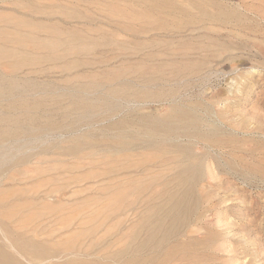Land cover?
Here are the masks:
<instances>
[{"label":"rangeland","instance_id":"obj_1","mask_svg":"<svg viewBox=\"0 0 264 264\" xmlns=\"http://www.w3.org/2000/svg\"><path fill=\"white\" fill-rule=\"evenodd\" d=\"M131 18L133 22L129 21ZM18 20L21 24H17ZM42 25L48 29L47 32ZM8 30L11 33L5 35L3 31ZM13 33L26 37L21 36V39ZM11 34L10 40L17 37L23 40V44L37 40L43 43L38 42L39 46L27 43V51L26 46L15 39L8 44ZM27 36H35L36 40H28ZM1 38H5L6 43ZM0 40L3 42H0L1 46H6H2L0 52L2 55L5 52L6 57L4 59L0 55L3 59L0 61V213H3L0 217L5 218L8 211L17 212L21 209L19 206H22L24 215L28 210L33 212L32 207L43 211L48 206L54 211L48 217L58 215L60 218L59 222L55 220L49 223L52 225L50 228L47 227H53L64 238L75 229L79 232L76 223L92 217L93 210H99L95 212L97 220H89V223L86 219L81 220L88 223L82 229L95 226L102 215V223L105 224L101 223L95 238L108 232L110 236L101 239L96 249L105 248L110 240L107 246H111L113 251L106 246L109 249L107 253L112 255L119 250L122 253L119 256L126 257V260H118V256L115 260L108 258L111 260L108 262L107 259L104 264H139L140 260L142 264L144 261L146 264H264V0H0ZM46 41L47 44L53 42L49 45L52 49L48 45L44 47ZM15 42L22 45L21 49ZM45 50L49 54L54 53L49 55ZM7 53L15 58L10 59ZM45 55L55 60L50 57L46 61ZM32 69H37V72ZM122 152L133 157L125 159L127 153L123 155ZM102 153L105 154L102 156ZM142 155L147 162L150 161L148 157L155 158L149 162L152 166L145 163ZM172 155H176L173 161ZM159 159L160 162L157 161ZM133 161L138 167L136 163L130 164ZM152 161H157L155 164L160 166L157 168L158 165ZM141 162L145 164L142 166ZM175 163L176 167L173 166ZM177 163H181L180 167L184 163L188 165L178 168ZM130 166L133 167L130 169ZM144 166L147 169L149 166L150 170L146 171ZM103 170L107 171L105 174L110 179ZM123 174L126 177L132 174L133 179L129 177V180H134L133 184L138 183L137 188H127L133 184ZM135 175L146 180L149 176L148 182L134 178ZM111 178L118 179L113 181ZM102 180L110 183L105 184ZM153 180L155 184L149 185ZM127 181L130 184H126ZM165 181L171 183L166 184ZM183 183L187 184L183 186ZM102 185L106 187L104 190L115 191L103 192ZM194 187L195 193L190 190ZM51 189L54 192L46 193ZM149 189H154V192ZM135 190L142 195H134ZM119 193L124 194L122 201ZM159 194L164 195L162 199ZM168 194H177V197L170 198ZM98 195L103 196V200ZM104 195L109 200L113 199L108 201L112 208ZM2 197L5 200L2 201ZM91 200L97 204L99 200L104 204L99 203L101 208H107L103 207L102 211L99 204L96 206L94 202L90 203ZM153 203H156L155 208ZM181 203L186 205L187 211L190 208L188 212L183 205L182 210L179 209ZM144 206L147 207L145 210ZM113 208L115 214L112 213L113 220L109 221L104 216L113 212ZM191 208H194L193 212ZM57 209L62 214L59 215ZM55 210L57 214H54ZM154 211L166 216L157 218L159 213ZM83 212L86 216H82ZM175 212L180 217L185 216L186 219L182 216L180 220L184 219L186 225L183 221V227L178 223L180 220ZM172 214L174 216L170 218ZM61 216H64L63 220ZM159 218L163 221L160 222ZM174 218L179 221L170 220ZM145 220L150 221L147 222L149 225H144ZM30 222L27 227L33 224ZM152 222L154 227L158 226L155 230L150 225ZM21 225L25 227L24 223L18 226L7 223L6 229L17 234L25 233L27 227L22 231ZM168 225L175 227L169 228ZM150 226L153 229H147ZM160 226L164 229L161 227V230ZM166 228L168 234L165 233ZM84 233H80L83 239L79 238L86 244L92 239L87 232ZM60 235L61 246H68L69 239L62 240ZM87 235L89 241V238L86 241ZM140 235L145 237L140 238ZM147 235L152 237L151 240ZM77 238H71L73 241L70 243L78 240L74 245H80ZM111 243L117 245L114 247ZM122 244L126 247L123 248L126 249L125 254ZM152 245H158L157 250L153 249L157 251L155 254L150 252ZM130 246H134L136 252ZM139 246L143 247L142 251ZM59 257L50 263L65 264L73 259L86 258L100 261V256L91 258L68 254Z\"/></svg>","mask_w":264,"mask_h":264},{"label":"bare ground","instance_id":"obj_2","mask_svg":"<svg viewBox=\"0 0 264 264\" xmlns=\"http://www.w3.org/2000/svg\"><path fill=\"white\" fill-rule=\"evenodd\" d=\"M20 1H21V0H20ZM112 8H113V7H112ZM44 9H45V8H44ZM113 9H115V8H113ZM121 9H122V8H121ZM45 10H46V9H45ZM6 11H7V10H6ZM46 11H47V10H46ZM44 12H45V11H44ZM115 12H116V11H115ZM119 13H120V12H119ZM129 13H130V12H129ZM104 14H105V12H104ZM104 14H103V15H104ZM108 14H109V13H108ZM110 14H111V17H113V16H112V13H110ZM110 14H109V15H110ZM2 15H3V14H2ZM5 15H6V14H5ZM105 15H106V14H105ZM121 15H122V14H121ZM107 16H108V15H107ZM117 16H119V15H117ZM114 17H115V16H114ZM120 17H121V16H120ZM120 17H119V18H120ZM3 18H4V17H3ZM116 18H117V17H116ZM126 18H127V17H126ZM137 18H138V17H137ZM120 19H123V18L121 17ZM124 19H125V18H124ZM135 19H136V18H135ZM30 20H31V19H30ZM118 20H119V19H118ZM127 20H128V19H127ZM120 21H121V20H120ZM129 21H132V22H133L132 18H131V20H129ZM134 21H135V20H134ZM21 22H23V21H21ZM111 22H112V21H111ZM113 22H114V20H113ZM142 22H143V21H142ZM12 23H13V22H12ZM14 23H15V22H14ZM14 23H13V24H14ZM16 23H17V22H16ZM13 24H12V25H13ZM17 24H21L19 20H18V23H17ZM24 24H26V23H24ZM118 24L121 25L120 23H118ZM44 25L47 27L46 24H44ZM13 26H14V25H13ZM17 26H18V25H17ZM17 26H16V27H17ZM20 26H21V25H19L18 27H20ZM23 26H24V25H23ZM37 26H38V25H37ZM42 26H43V25H42ZM122 26H123V25H122ZM14 27H15V26H14ZM117 27H118V25H117ZM43 28H45V27L43 26ZM43 28H42V33H43ZM119 28H122V27H119ZM123 28H124V26H123ZM123 28H122V29H123ZM6 31H7V30H6ZM6 31H3L4 33H6L5 35H7V33H9V32L11 33V31H9V30H8V32H6ZM45 31L47 32L48 29L45 28ZM132 31H133V30H132ZM12 32H15V31L12 30ZM56 32H57V31H56ZM4 33H3V34H4ZM10 33H9V34H10ZM44 33H45V32H44ZM67 33H68V32H67ZM13 34L15 35L16 33H13ZM13 34L9 35L10 37L8 36V37H9V38H8L9 40H10V38H11V36H12ZM80 34H82V33H80ZM29 35H30V34H29ZM16 36H17V37L20 36V38H21V36H23V35H17V34H16ZM30 36H31V35H30ZM47 36H48V35H47ZM47 36H46V37H47ZM3 37H4V36H3ZM6 37H7V36H6ZM17 37H15V38L13 37V38L15 39V41L17 40L18 43H19V42H22V45H24V47L26 46L27 43H28V44H29V43L31 44V42H32V41H31V42H28V41L25 42V41H24L25 43L23 44V40L21 41L22 38H21V39H20V38L16 39ZM23 37H24V39H25L26 36L24 35ZM31 37H33V36H31ZM46 37H45V38H46ZM76 37H78V36H76ZM35 38H36L35 36H34V38H30L29 36H27V39H28V40H31V39L34 40ZM45 38H44V39H45ZM48 38H50V36H49ZM1 39H3V42H4L5 38H1ZM8 39H6V40L8 41ZM14 39H13V40H14ZM19 39H20V40H19ZM37 39H39V38H37ZM44 39H42V40H44ZM46 39H47V38H46ZM51 39H52V38H51ZM55 39H56V38H55ZM73 39H74V38H73ZM73 39L71 38V40H73ZM13 40H10V41H9L10 43H8V44H11V42H12ZM35 40H36V39H35ZM17 41H16V42H17ZM37 41L39 42V44H40V43H43V42H40L39 40H37ZM78 41H79V37H78ZM0 42L3 44L2 40H0ZM16 42H15L14 44H16ZM35 42H36V41H34V42H32V43L36 44V46H39V45H37L38 42H36V43H35ZM4 43H6V42H4ZM44 43H46L44 47H47L46 45H48V46L51 45V44L53 45V42L51 43V41H50L51 44H47V43H48L47 41L44 42ZM30 44H29V46H30ZM4 45H5V44H4ZM4 45H2V46H4ZM16 45H17L18 47L20 46L19 49H21L22 45H18V44H16ZM16 45H15V46H16ZM42 45H44V44H42ZM42 45H40V46H42ZM0 46H1V44H0ZM2 46H1V48H0V52H1V49H3ZM32 46H33V45H32ZM4 47H6V46H4ZM18 47H15V48H18ZM24 47H23V48H24ZM49 47L51 48V46H49ZM26 48H27V46L25 47V50H26ZM30 48H31V47H30ZM57 48H58V47H57ZM5 49H6V50H5ZM5 49H4L5 51L8 50L7 48H5ZM10 49H11V48H10ZM31 49H33V48H31ZM45 49H46V48H45ZM51 49H52V48H51ZM54 49H55V47H54ZM54 49H53V50H54ZM13 50L16 51L15 49H13ZM37 50H38V48H36V51H37ZM40 50H41V49H40ZM80 50H82V49H80ZM80 50H79V51H80ZM8 51H9V50H8ZM27 51H28V48H27ZM42 51H43V49H42ZM45 51H46V50H45ZM49 51H50V49H49ZM51 51H52V50H51ZM77 51H78V50H77ZM85 51H87L86 48H85ZM46 52H48V50H47ZM46 52H45V54H47ZM53 53H54V52H53ZM53 53H50V54H49V52H48L49 55H51V54H53ZM79 53H80V52H79ZM83 53H84V50H83ZM7 54H8V53H7ZM48 54H47V55H48ZM75 54H76V53H75ZM0 55H2V53H1ZM4 55H5V52H4ZM4 55H2V56H4ZM8 55L11 56L10 59L13 58L12 55H10V54H8ZM16 55L18 56V54H16ZM60 55H61V54H60ZM6 56H7V55H6ZM9 56H7V59L9 58ZM17 56H16V57H17ZM42 56H44V54H43ZM54 56H55V55H54ZM57 56H58V55H57ZM4 57H5V56H4ZM4 57H3V58H4ZM50 57H51V56H50ZM50 57H48V58H50ZM14 58H15V57H14ZM14 58H13V59H14ZM45 58H46V55H45ZM48 58H46V59L43 58V59L46 60V61H48ZM51 58H53V57H51ZM1 59H2V57H0V61L3 60V59H2V60H1ZM4 59H6V57H5ZM40 59H41V57H40ZM40 59L38 58V62H39ZM53 59H54V58H53ZM28 60H29V59H28ZM32 60H33V59H32ZM50 60H51V59H50ZM54 60H55V59H54ZM6 61H7V60H6ZM6 61H5V62H6ZM30 61H31V60H29V62H30ZM51 61H52V60H51ZM3 62H4V61H3ZM3 62H2V63H3ZM31 62H32V61H31ZM33 62H34V61H33ZM40 62H42V61H40ZM0 63H1V62H0ZM7 63L9 64L10 61L7 62ZM7 66H8V65H7ZM13 66H14V65H13ZM10 67H12L11 64H10ZM59 67H61V66H59ZM64 67H65V66H64ZM13 68H14V67H13ZM64 69H65V68H64ZM67 69H68V68H67ZM67 69H66V70H67ZM13 70H14V69L11 68L12 74L14 73ZM18 70H19V69H18ZM18 70H17V71H18ZM32 70H33V71L36 70L35 73L37 72V69H32ZM66 70H64V71H66ZM1 71H2V70H1ZM40 71H41V70H39V72H40ZM23 72H24V71H23ZM30 72H31V70L28 71V73H30ZM0 73H1V72H0ZM2 73H3V72H2ZM28 73H27V74H28ZM32 73H33V72H32ZM35 73H34V74H35ZM5 74H6V73H5ZM7 74H8V73H7ZM9 74L11 75V72H10ZM157 74H158V73H157ZM10 75H9V76H10ZM13 75H14V74H13ZM25 75H26V73H25ZM144 76H145V75H144ZM146 76H147V75H146ZM0 77H1V75H0ZM7 77H8V76H7ZM140 77H142V76H140ZM148 77H149V76H148ZM4 78H5V77H4ZM4 78H2V80H3ZM10 78H11V77H9V79H10ZM145 78H146V77H145ZM0 79H1V78H0ZM9 79H8V80H9ZM154 80H155V79H154ZM151 81H152V80H151ZM12 86H14V85H12ZM8 88H9V87H8ZM11 89H12V88H11ZM11 89H10V91H11ZM13 89H14V87H13ZM16 90H17V88H16ZM11 92H12V91H11ZM2 94H3V93H2ZM38 106H39V105H38ZM34 109H38V107H37V108H34ZM26 110H27V109H26ZM48 111H50V110H48ZM35 118H36V117H35ZM32 119H33V118H32ZM9 120H10V119H9ZM9 120H8V121H9ZM33 120H34V119H33ZM2 121H3V120H2ZM35 121H36V119H35ZM37 121H38V120H37ZM39 121H40V120H39ZM39 121H38V122H39ZM140 121H141V120H140ZM6 122H7V121H6ZM10 122H11V121H10ZM17 123H18V121H17ZM34 123H35V122H34ZM13 124H15V123H14V120H13ZM46 125H49V124H46ZM44 127H45V126H44ZM47 127H48V126H47ZM119 127H120V125H119ZM116 128H117V125H116ZM149 129H150V128H149ZM151 130H152V129H151ZM167 133H168V132H167ZM123 135H124V134H123ZM125 135H126V134H125ZM129 135H130V134H129ZM127 136H128V135H127ZM130 136H131V135H130ZM131 137H133V136H131ZM134 137H135V136H134ZM129 138H130V137H129ZM129 138H128V139H129ZM118 139H120V138H118ZM155 139H156V138H155ZM134 140H135V139H134ZM114 141H115V140H114ZM114 141H113V142H114ZM117 141H119V140H117ZM124 141H126V140H123V142H124ZM136 141H138V140H136ZM146 141H147V140H146ZM107 142H108V141H107ZM109 142H110V141H109ZM113 142L111 141L112 144H113ZM128 142L130 143L131 141H128ZM134 142H135V141H134ZM142 142H143V141H142ZM147 142H148V141H147ZM147 142L143 143V146H144V144L146 145ZM104 143H105V142H104ZM136 143H137V142H136ZM148 143H149V142H148ZM151 143H152V142H151ZM98 144H99V143H98ZM115 144H118V143L115 142ZM121 144H122V143H121ZM125 144H127V143H124V145H125ZM152 144H153V143H152ZM107 145H109V144H107ZM118 145H119V146H123V145H120V144H118ZM131 145H132V143H131ZM135 145H137V144H135ZM139 145H140V146H139ZM139 145H138L139 147L142 146L141 144H139ZM149 145H150V144H149ZM111 146H112V145H111ZM114 146H115V145H114ZM147 146H148V144H147ZM147 146H145V147H147ZM102 147H103V146H102ZM115 147H116V146H115ZM123 147H124V146H123ZM129 147H130V146H129ZM134 147H135V146H134ZM139 147H138V149H140ZM148 147H150V146H148ZM98 148H99V150H100V147H98ZM108 148H110V147H108ZM108 148H107V149H108ZM136 148H137V147H136ZM150 148H151V147H150ZM114 149H115V148H114ZM117 149H118V148H116V151H117ZM127 149H128V147H127ZM130 149H131V148H130ZM133 149H134V148H133ZM138 149H137V150H138ZM141 149H142V148H141ZM147 149H149V148H147ZM101 150H102V148H101ZM120 150H121V149H120ZM162 150H163V148H162ZM162 150H161V151H162ZM76 151H77V150H76ZM113 151H115V150H113ZM121 151H123V150H121ZM129 151H130V150H129ZM129 151H128V152H129ZM131 151H132V150H131ZM135 151H136V150H135ZM100 152H102V151H100ZM105 152H106V150H105ZM107 152H108V151H107ZM123 152H124V151H123ZM123 152H122V153H123ZM132 152H133V151H132ZM163 152H164V150H163ZM176 152H177V151H176ZM72 153H74V151H73ZM76 153H77V152H76ZM119 153H121V152H119ZM125 153H127V152H125ZM125 153H123V155H124ZM134 153H135V152H134ZM165 153H166V152H165ZM74 154H75V153H74ZM103 154H105V153H102V156H103ZM129 154H132V155H133V153H129ZM175 154L177 155V153H175ZM179 154H180V153H178V155H179ZM78 155H80V153H79ZM117 155H119V154H116V156H117ZM123 155H122V156H123ZM126 155H127V157H126V158L123 157V158L127 159L129 155H128V153H127ZM176 155H175V156H176ZM114 156H115V155H114ZM114 156H113V157H114ZM130 156H131V155H130ZM130 156H129V157H130ZM142 156H143V158H144L145 163H147V165H148V164L151 165V164L149 163V162L151 161V159H152V160H153V159L155 160L154 157L151 158V156H150V157H148L150 161L147 162V160L145 159L144 155H142ZM172 156H173V155H172ZM175 156H173V157H174L173 159H172V158H170V159H172V161H173V160L176 158ZM131 157H133V156H131ZM148 158H147V159H148ZM177 158H179V156H177ZM185 158H186V157H185ZM130 159H132V158H130ZM179 159H180V158H179ZM115 160H117V159H115ZM181 160H182V159H181ZM181 160H180V162H181ZM125 161H126V160H125ZM141 161H142V160H141ZM144 161H142V162H144ZM157 161L160 162L161 159H159V160H157ZM157 161H156V162H157ZM162 161H163V160H162ZM172 161H170V162H172ZM110 162H111V161H110ZM126 162H127V161H126ZM137 162L140 163L139 161H137ZM142 162H141V163H142ZM153 162H154V161H152V164H155V163H156V162H155V163H153ZM166 162H167V161H166ZM174 162H175V161H174ZM174 162H173V163H174ZM176 162H178V159L176 160ZM114 163H115V162H114ZM131 163H132V164H131ZM135 163H136V162H135ZM135 163H134V161H133V162H130L131 165H133V164H135ZM145 163H142V166H143ZM161 163L164 164L165 161H164V163H163V162H161ZM110 164L112 165V162H111ZM115 164H116V163H115ZM119 164H121V163H119ZM126 164H127V165H130L129 163H126ZM136 164H137V163H136ZM136 164H135V165H136ZM177 164H178V163H177ZM179 164H181V163H179ZM179 164H178L177 166H179ZM182 164H183V163H182ZM186 164H187V163H186ZM186 164L184 163V165H186ZM113 165H114V164H113ZM155 165H158V164H155ZM155 165H153V166H155ZM174 165H176V163L173 164V166H174ZM184 165H183V166H184ZM187 165H188V164H187ZM195 165H196V164H195ZM109 166H110V165H109ZM114 166H115V165H114ZM151 166H152V165H151ZM159 166H160V164L157 166V168H158ZM163 166H164V165H163ZM163 166H161V167H163ZM181 166H182V165H181ZM183 166H182V167H183ZM124 167H125V166H124ZM132 167H133V166H130V169H131ZM134 167H135V166H134ZM137 167H138V164H137ZM137 167H136V168H137ZM155 167H156V166H155ZM174 167H176V166H174ZM182 167L179 166L178 168H182ZM184 167H185V166H184ZM186 167H187V166H186ZM117 168H120V166L117 167ZM117 168H116V169H117ZM126 168H127V167H126ZM128 168H129V167H128ZM136 168H135V169H136ZM141 168H142V167H141ZM143 168L147 169L146 166H144ZM143 168H142V169H143ZM149 168H150V167L148 166V169H149ZM194 168H195V167H194ZM116 169H114V170H116ZM139 169H140V168H139ZM139 169H138V170H139ZM142 169H141V170H142ZM145 169H144V170H145ZM148 169H147L146 171H148ZM153 169H154V168H153ZM196 169H197V165H196ZM199 169H200V168H199V166H198V170H199ZM118 170H120V169H118ZM123 170H124V169H122V171H123ZM125 170H127V169H125ZM149 170H150V169H149ZM107 171H108V169H107ZM107 171H106V172H107ZM116 171H117V170H116ZM134 171H135V170H134ZM151 171H152V170H151ZM183 171H184V170H183ZM187 171H190V170H187ZM99 172H100V171H99ZM99 172H98V173H99ZM106 172H104V170H103V173H104V174H105ZM114 172H115V171H114ZM120 172H121V171H120ZM135 172H136V171H135ZM139 172H140V170H139ZM143 172H144V171H143ZM143 172H141V173H143ZM184 172H185V171H184ZM200 172H201V170H200ZM103 173L101 172V174H100V173H99V174L102 175L103 177L107 176L108 178H107V177H106V178H107V179H110L108 175L105 174V176H104ZM144 173H145V172H144ZM144 173L141 175L143 178H144V176H143ZM88 174H89V173H88ZM90 174H91V173H90ZM96 174H97V173H96ZM96 174H95L94 176H96ZM107 174H109V172H108ZM115 174H116V173H115ZM117 174H118V173H117ZM135 174H136V173H135ZM139 174H140V173H139ZM150 174H151V173H150ZM158 174H159V173H158ZM158 174H157V176H158ZM180 174H181V173H180ZM183 174H184V173H183ZM185 174H186V173H185ZM197 174H199V173H197ZM197 174H196V175H197ZM100 175H99V176H100ZM123 175L125 176V179L128 177V181H129L130 183L132 182V184H133L134 180H133V181H130L131 179H130L129 177L133 176L134 173H133V175L130 174L131 176H130V175H129V176L127 175V177H126L125 174H123ZM123 175H121V177H122ZM137 175H138V174H137ZM152 175H153V173H152ZM186 175H187V174H186ZM88 176H89V175H88ZM138 176H139V175H138ZM154 176H156V175H154ZM159 176H160V174H159ZM179 176H182V177H183V175H179ZM200 176H201V175H200ZM49 177H50V176H49ZM49 177H48V178H49ZM86 177H87V174H86ZM96 177H97V176H96ZM112 177L114 178V176H112ZM121 177H118V178H121ZM142 177H140V178H142ZM145 177H146V176H145ZM150 177H151V176H150ZM182 177H181V178H182ZM187 177H188V176H187ZM193 177H194V176H193ZM53 178H54V177H53ZM53 178H51V180H52ZM57 178H58V177H57ZM113 178H111V179H113ZM118 178H115V179H118ZM131 178H132V177H131ZM134 178H136V179L138 178V180H140V178L137 177L136 175H135ZM143 178H142V179H143ZM147 178L149 179V176H148ZM177 178H178V177H177ZM49 179H50V178H49ZM49 179H47V181H48ZM93 179H94V178H93ZM107 179H106V180H107ZM115 179H113V181H114ZM129 179H130V180H129ZM132 179H133V178H132ZM148 179L146 180V178H145V179H143V180H145V181L148 182ZM157 179L159 180L160 178L158 177ZM175 179H176V178H175ZM194 179H195V178H194ZM196 179H197V178H196ZM199 179H200V178H199V176H198V179H197V180H199ZM45 180H46V178H45ZM51 180H50V182H51ZM53 180H54V179H53ZM121 180H122V178H121ZM121 180H120V181H121ZM123 180H124V179H123ZM158 180H157V181H158ZM176 180H177V179H176ZM180 180H181V179H180ZM180 180H179V181H180ZM102 181H103V180H102ZM118 181H119V180H118ZM124 181H126V180H124ZM128 181L126 182V184H130V183H128ZM140 181H141V180H140ZM140 181H139V182H140ZM188 181H189V180H188ZM195 181H196V180H195ZM103 182H104V181H103ZM103 182H102V184L104 185L105 182H104V183H103ZM107 182H109V181H107ZM107 182H106V183H107ZM115 182H116V181H115ZM135 182H136V181H135ZM137 182H138V181H137ZM150 182H152V183L149 184V185H152V184L154 183V180H153V181H150ZM155 182H156V179H155ZM169 182H170V181H169ZM169 182H167V183H169ZM182 182H183V181H182ZM186 182H187V181H186ZM190 182H191V180H190ZM100 183H101V182H100ZM106 183H105V184H106ZM109 183H110V182H109ZM121 183H122V182H121ZM161 183H162V182H160V184H161ZM165 183H166V181H165ZM167 183H166V184H167ZM170 183H171V182H170ZM170 183H169V184H170ZM188 183H189V182H188ZM192 183H193V181H192ZM116 184H117V182H116ZM134 184H136V186H135ZM134 184H133V186H132V185H131V186L129 185L127 188H129V187H134V189H135V187L137 188V184H138V183H134ZM154 184H155V183H154ZM186 184H187V183H185V185H186ZM103 185L101 186L102 189H103V190H102V189H101V190H102L103 192H105V191L107 192V190L112 189V187L110 188V185L108 184L109 187H108V186H107V187L110 188V189H107V190L105 189V190H104V188H106V187L103 186ZM111 185H112V181H111ZM146 185L149 186L147 183H146ZM146 185H141V186H146ZM176 185H177V184H176ZM178 185H179V184H178ZM178 185H177V186H178ZM185 185H184V183H183V186H185ZM190 185H191V184H190ZM190 185H188L187 187H190ZM112 186L115 187L114 184H113ZM116 186H117V185H116ZM139 186H140V184H139ZM139 186H138V187H139ZM154 186H155V185H154ZM154 186H153V187H154ZM158 186H159V185H158ZM181 186H182V185H180V188H181ZM101 187H100V188H101ZM155 187H156V186H155ZM165 187H166V186H165ZM165 187H164V188H165ZM100 188L98 187V189H100ZM116 188H117V187H116ZM116 188H115V189H116ZM118 188H119V187H118ZM120 188H121V187H120ZM120 188H119V190H120ZM151 188H152V187H151ZM166 188H167V187H166ZM178 188H179V187H178ZM183 188H184V187H183ZM195 188H196V187H194V188H192V189H190V190L192 191V190H194ZM57 189H58V188H57ZM57 189H56V190H57ZM121 189H122V188H121ZM123 189H124V188H123ZM131 189H132V188H131ZM131 189H130V190H131ZM138 189H139V188H138ZM140 189H143V187H141ZM181 189H182V188H181ZM186 189H187V188H186ZM52 190H54V189H51V190H49V191L47 190L48 192H46V193H50V191H52ZM56 190H55V191H56ZM60 190H62V189H60ZM125 190H127V189H125ZM128 190H129V189H128ZM130 190H129V191H130ZM149 190H150V189H149ZM187 190H189V188H188ZM187 190H185V191H187ZM20 191H21V190H20ZM102 191H99V192H102ZM110 191H111V190H110ZM114 191H115V190H113V191H111V192H114ZM117 191H118V190H117ZM117 191H116V192H117ZM138 191H139V190H138ZM150 191H151V192H152V191L154 192V189H153V190H150ZM161 191H162V190H161ZM185 191H184V192H185ZM18 192H19V191H18ZM18 192H17V193H18ZM52 192H54V191H52ZM57 192H58V191H57ZM111 192H110V193H111ZM118 192H119V191H118ZM135 192H136V194H135ZM135 192H134V195H138V194H139V192H138V194H137V191H136V190H135ZM143 192H144V191H143ZM182 192H183V191H182ZM192 192H193V191H192ZM14 193H15V191H14ZM14 193H13V194H14ZM17 193H16V195H17ZM20 193H22V192H20ZM123 193H125V194L127 193V194H128V191H124ZM123 193H122V194L119 193V194H120V196H119L120 198H121V195H122V199H121V201L123 200V197H124V196H123V195H124ZM129 193H130V192H129ZM132 193H133V192H132ZM132 193H131V194H132ZM149 193H150V192H149ZM164 193L166 194V190L164 191ZM164 193H163V194H164ZM167 193H169V192H167ZM177 193H178V192H177ZM187 193H188V192H187ZM187 193H186V194H187ZM194 193H195V190H194ZM50 194H51V193H50ZM107 194H108V193H107ZM119 194H118V195H119ZM147 194H148V193H147ZM153 194H154V193H153ZM153 194H152V197H153ZM163 194H162V195L159 194L158 196H160V198H161V196H164ZM169 194H172V193H169ZM169 194H168L167 196H169L170 198H172V197H174V196L177 197V194L174 195V196H173V195L170 196ZM173 194H175V193H173ZM184 194H185V193H184ZM19 195H20V194H19ZM45 195H46V194H45ZM132 195H133V194H132ZM141 195H142V192H141V194L138 195L137 197H140ZM155 195H157V193L154 194V196H155ZM98 196H100V195H98ZM150 196H151V195H149V196L146 195V197H150ZM185 196H186V195H185ZM191 196H192V195H191ZM46 197H48V195H46ZM49 197H50V196H49ZM100 197H101V196H100ZM100 197H97V199L100 198ZM104 197H105V195H104ZM117 197H118V196H117ZM119 197H118V198H119ZM146 197H145V198H146ZM152 197H151V199H152ZM179 197H180V196H179ZM179 197H178V198H179ZM183 197H184V196H183ZM187 197H188V194H187ZM193 197H194V196H193ZM0 198H1V197H0ZM6 198H8V197H6ZM9 198H10V195H9ZM89 198L92 199V197H89ZM93 198H94V197H93ZM105 198H106V197H105ZM120 198H119V199H120ZM145 198H144V200H145ZM178 198H177V199H178ZM180 198H182V197H180ZM185 198H186V197H185ZM188 198H189V197H188ZM3 199L5 200V198L2 197V201H3ZM101 199L103 200V196L101 197ZM106 199H108V198H106ZM114 199H115V198H114ZM119 199H116V200L119 202ZM137 199H138V198H137ZM142 199H143V198H142ZM142 199H140V201H141ZM147 199L150 200V198H147ZM147 199H146V200H147ZM161 199H162V198H161ZM163 199H164V198H163ZM191 199H192V197H191ZM191 199H190V200H191ZM6 200H7V199H6ZM94 200L97 201V200H96V196H95ZM111 200H113V199H110V200L108 199L107 201H106V200H105V201H106L107 204H108V203H109L108 201H111ZM116 200H115V202H116ZM138 200H139V199H138ZM152 200H153V199H152ZM152 200H151V203H152ZM154 200H156V199H154ZM154 200H153V201H154ZM159 200H160V199H159ZM172 200H173V199H172ZM175 200H176V199H175ZM194 200L196 201L197 198H195ZM2 201H1V202H2ZM86 201L88 202V199H87ZM105 201H102V202L106 203ZM142 201H143V200H142ZM147 201H148V200H147ZM165 201H166V200H165ZM169 201H170V200H169ZM182 201H183V199H182ZM185 201H186V199H185ZM185 201H183V202H185ZM192 201H193V200H192ZM192 201H191V202H192ZM195 201H193V202H195ZM5 202H6V201H5ZM93 202H94V201H92V200L90 201V203H93ZM98 202L101 203L99 200H98ZM118 202H117V203H118ZM149 202H150V201H149ZM154 202H156V201H154ZM157 202H158V197H157ZM162 202H163V203H162ZM162 202H161L162 204L165 203L164 200H163ZM176 202H177V200H176ZM178 202H179V199H178ZM9 203H11V202L9 201ZM99 203H98V204H99ZM117 203H114L115 206H116ZM135 203H136V201H135ZM144 203L146 204V206L149 204V203L147 204L146 202H144ZM159 203H160V202H159ZM170 203H172V202H169V204H170ZM186 203H187V201H186ZM186 203H185V204H186ZM195 203H196V202H195ZM197 203H198V202H197ZM12 204H13V203H11V205H12ZM94 204H96V206L98 205L97 202H94ZM101 204H103V203H101ZM107 204H106V205H107ZM139 204H140V202H139ZM154 204H156V203H153L152 205L154 206ZM162 204H161V205H162ZM167 204H168V203H167ZM174 204H175V203H174ZM174 204L172 205V206H174V207H172V206H170V207H172V208L175 210V205H176L177 203H176L175 205H174ZM189 204H190V203H189ZM14 205H15V204H14ZM16 205H17V204H16ZM26 205H27V204H26ZM28 205H29V204H28ZM32 205H33V203L31 204V207H32ZM103 205H104V204H103ZM109 205H110V203H109ZM109 205H108V207H109ZM130 205H131V204H130ZM132 205H135V204H132ZM141 205H143V204H141ZM182 205H183L185 211H187L186 205H184V204H182V203H181L179 209H181V206H182ZM187 205H188V204H187ZM192 205L194 206L195 204H192ZM8 206L11 207L10 205H8ZM17 206H18V205H17ZM42 206L44 207V205H42ZM60 206H61V205H60ZM99 206H100V204H99ZM99 206H98V207H99ZM101 206H102V205H101ZM101 206L99 207V209L101 208ZM110 206H111V205H110ZM155 206H156V205H155ZM155 206H154V208H155ZM158 206L160 207V205H158V203H157V208H158ZM163 206H165V205H163ZM178 206H179V205L177 204V207H178ZM189 206H190V205H189ZM189 206H188V207H189ZM196 206H197V204H196ZM19 207H21V209L19 208V210H21V211H19L18 209H17L18 211L15 212V213H13V212H11V211H10L11 213H9V211H8V213H7L6 216H5V214H4L5 218H3V216L0 217V234H1V237H0V264H47V263H50V261L53 260V259H55V258H61V257H59V256H62V255H68V254H69V255L72 254V255H75V256H78V257L80 256V257H91V258H92V257L95 258V256H100L99 258L97 257L98 259H100V261H98V260H96V259H94V260L91 261V260H88V258H86V259H80V260H75V259H73V260L67 261L65 264H104L105 262H107L106 260H107L108 258H112V260H115V258H116L117 256L120 258V259L118 258V260H122V259L124 258V256H123L122 258L119 256V255H122V253L119 252V250H118V252L114 250L115 253H113L112 255L107 253V251H108L109 249H110V251L112 250V248H110L111 246H109V245H108L109 247L107 246V244H108L109 242H111L110 240L108 241V243H106V244L104 245L105 248H101V247H100V249H99V248L96 249L97 246H99V244H101V243H100V242H102V241H100L101 239H105L106 237L110 236V235H108V234H109V232H108V234L104 233L105 235H104V234H103V235H98L97 238H95V237H96V236H95L96 232H97V231L100 232V231H99V230H100L99 227L102 226V224H103L102 222L104 221V220L102 219V218H103L102 215H101L102 218L99 217L100 219L97 221V224H96L95 226L87 225V226H90V227H91V228L88 227L87 230H83V229H82V228H85V227H83V226H85L87 222H82L81 220H83V219H81L79 222L77 221L78 223H76V227L78 228V231H79V229H80V231H79V232H76L77 229H75V230H73V231L71 230L72 233L70 232V233H71L70 235H69V233H68L69 236H65L64 233H63V235L65 236V237L63 238V236L60 235V233L58 234V232H56V231L53 229V227H52L51 229H49V228L52 226V225H51V226H49V225L52 224V223H54L53 221H55V220L58 221L59 218H60L58 215H57L56 217H53V216L48 217V214H50V212H52V211H51L52 209H50L51 207H48V206H47V207L45 206L44 208L42 207V208H43V211H42V210H41V211H40V210H39V211H38V210L36 211V208H33V207H32L31 209H32L33 212H31V210H28L29 212H28V213L26 212V213H27L26 215L22 214V206H19ZM61 207H63V206H61ZM103 207L107 208L106 206H103ZM103 207H102V208H103ZM112 207H113V206H111V208H112ZM128 207H129V206H128ZM142 207H143V206H142ZM147 207H150V206H147ZM147 207L144 206V210H145V208H147ZM151 207H152V206H151ZM165 207H167V206H165ZM170 207H168V208H170ZM183 207H182V208H183ZM12 208H13V207H12ZM12 208H11V209H12ZM14 208H15V206H14ZM17 208H18V207H17ZM56 208H57V207H55V209H56ZM96 208H97V207H96ZM102 208H101V210H102ZM162 208H163V207L161 206V209H162ZM2 209H3V208H2ZM27 209H28V207H27ZM33 209H34V210H33ZM40 209H41V208H40ZM97 209H98V208H97ZM97 209H95V210H97ZM114 209H115V208L112 209L113 212H111V213H106V215H105V213H104V215H105L104 217L110 219L109 221H112V220H113L112 213L115 214V212H114L115 210H114ZM118 209L121 210V208H118ZM150 209H151V208H150ZM158 209H159V208H158ZM189 209H190V208H189ZM189 209H188V211H189ZM191 209H192V208H191ZM193 209H194V208H193ZM193 209H192V212L194 211ZM5 210H6V209H4V211H5ZM57 210H58V209H57ZM57 210H55V213H54V214H57V213H58V214L60 215V213H61V211H60V213H59V210H60V209L58 210V212H57ZM86 210H87V209H86ZM86 210H85V211H86ZM156 210H157V209H156ZM162 210H165V209L163 208ZM162 210H160V211H162ZM181 210H182V209H181ZM181 210H180V211H181ZM15 211H16V210H15ZM91 211H92V210H91ZM97 211L100 212L99 210H97ZM97 211H95V212H97ZM102 211H103V210H102ZM104 211H105V210H104ZM106 211H107V209H106ZM116 211H117V210H116ZM165 211H166V210H165ZM168 211H169V209H168ZM177 211H179V210H177ZM188 211H187V212H188ZM20 212H21V214H20ZM23 212H24V211H23ZM53 212H54V211H53ZM53 212H52V213H53ZM56 212H57V213H56ZM87 212H88V210H87ZM87 212H85V213H87ZM95 212H94V210H93V212H91V213L95 214V215H94V216L96 217L95 219H93V217H94L93 214H92V217L90 216L91 219L89 218V216H88V219L85 217L86 221L88 220V223L91 222V221H89V220H92V222H93V220H97V219H98V217H97L98 215L96 216V214H97L98 212H97V213H95ZM133 212H134V211H133ZM145 212H146V211H145ZM147 212H148V211H147ZM147 212H146V213H147ZM154 212H156V211H154ZM163 212H164V211H163ZM190 212H191V211H190ZM190 212H189V213H190ZM192 212H191V213H192ZM52 213H51L50 215H52ZM91 213L89 212V214H91ZM101 213H102V212H101ZM101 213H99V214H101ZM157 213L160 214L159 211L156 212V214H157ZM175 213H177V212H175ZM180 213H181V212H180ZM182 213H184V212H182ZM182 213H181V214H182ZM185 213H186V212H185ZM185 213H184V215H185ZM191 213H190V214H191ZM0 214H1V213H0ZM2 214H3V213H2ZM2 214H1V215H2ZM61 214H62V213H61ZM83 214H84V212H83ZM83 214H82V216H86V214H84V215H83ZM131 214H133V213H131ZM159 214H157V216H156L157 218L162 216L161 214H160V216H159ZM162 214H163V213H162ZM173 214H174V213H173ZM173 214H172V216H170V218H173V216L175 215V214H174V215H173ZM143 215H144V214H143ZM143 215H142V216H143ZM154 215H155V214H154ZM164 215H165V214H163V216H164ZM168 215H169V214H168ZM188 215H189V214H188ZM191 215H192V214H191ZM54 216H55V215H54ZM99 216H100V215H99ZM163 216H162V217H163ZM165 216H166V215H165ZM176 216H178V217H179V220H180V218H181L183 215L180 217V215L177 213ZM176 216H175V217H176ZM52 217L55 218V219H53ZM145 217H147V216L144 215V218H145ZM183 217H184V219H186L185 216H183ZM183 217H182V218H183ZM188 217H190V216H188ZM61 218H62V220H63L64 216H61ZM81 218H84V217H81ZM114 218H116V217H114ZM140 218H141V217H140ZM152 218H153V217H152ZM154 218H155V216H154ZM167 218L169 219V217H167ZM33 219H35V220H34L35 223H33V221H32ZM85 219H84V220H85ZM145 219H146V218H145ZM155 219H156V218H155ZM164 219H166V218L164 217ZM175 219H177V218L170 219V220H175ZM184 219H183V220L181 219L180 222H178V223H181V221H183V223H184ZM84 220H83V221H84ZM116 220H118V219H116ZM152 220H153V219H152ZM152 220L150 219V221H152ZM159 220H160V222L163 221V220H161L160 218H159ZM166 220H167V219H166ZM166 220H165V221H166ZM177 220H178V219H177ZM179 220H178V221H179ZM188 220H190V219H188ZM30 221H32V222H30ZM139 221H140V220H139ZM141 221H142V219H141ZM145 221H146V223H144ZM145 221L143 222L144 225H145V224H148V225H149L150 221L148 220L149 223H147V222H148L147 220H145ZM153 221H154V220H153ZM155 221H156V220H155ZM155 221H154V222H155ZM168 221H169V220H168ZM168 221L166 222L167 224H168ZM29 222H30V224H31V223H33V224H31L30 227H27V226L29 225ZM58 222H59V221H58ZM60 222H61V221H60ZM105 222H107V221L105 220ZM170 222H173V221H170ZM175 222H176V221H175ZM186 222H187V220H186ZM7 223H9V225H10V224H13V225L17 224V226H18V224H20V223H24V225H25L24 228H26V227H27V228L25 229V233L23 232V233H21V234H17V233H14L13 231H10V230L6 229V224H7ZM27 223H28V224H27ZM49 223H50V224H49ZM88 223H87V224H88ZM101 223H102V224H101ZM143 223H142V224H143ZM163 223H164V222H163ZM176 223H177V222H176ZM26 224H27V226H26ZM84 224H85V225H84ZM104 224H105V223H104ZM104 224H103V225H104ZM154 224H155V223H154ZM172 224H174V222H173ZM181 224H182V223H181ZM181 224H180V225H181ZM184 224H185V223H184ZM184 224H182V227L184 226ZM186 224H187V223H186ZM186 224H185V225H186ZM22 225H23V224H22ZM22 225L20 226V228H23ZM68 225H69V224H67L66 226H68ZM72 225H73V224H72ZM144 225H143V226H144ZM148 225H147V226H148ZM150 225L153 226L154 230H155V228L158 227L157 224H156V226L154 227L153 222H152V224H150ZM158 225H161V223L159 224V222H158ZM177 225L179 226V224H176V227H178ZM17 226H16V227H17ZM47 226H48L49 228H48ZM63 226H64V225H62V227H63ZM66 226H64L63 228H65ZM70 226H71V225H70ZM87 226H86V228H87ZM152 226L147 227V229H148V228H151ZM163 226H164V225H163ZM163 226H160V229H161V230H162L161 227H163ZM168 226H169V225H168ZM168 226H167V227H168ZM173 226H174V225H173ZM173 226L170 225L169 228H172ZM11 227H12V226H11ZM68 227H69V226H68ZM141 227H142V226H141ZM174 227H175V226H174ZM24 228L22 229V231L24 230ZM47 228H48V231H47ZM63 228L60 227V229H63ZM74 228H75V227H74ZM89 228H90V229H89ZM139 228H140V227H139ZM143 228H144V227H143ZM153 228H151V229H153ZM180 228H181V227H180ZM180 228H179V229H180ZM18 229H19V228H18ZM66 229H68V228H66ZM69 229H70V228H69ZM145 229H146V228H144V230H145ZM163 229H164V227H163ZM56 230H57V229H56ZM58 230H59V229H58ZM58 230H57V231H58ZM134 230H135V229H134ZM134 230H133V231H134ZM137 230L139 231V229H137ZM140 230H141V229H140ZM154 230H152V231H154ZM161 230H160V231H161ZM172 230H173V229H172ZM172 230H170V231H172ZM177 230H178V229H177ZM177 230H176V231H177ZM141 231H142V230H141ZM146 231H147V230H146ZM146 231H145V232H146ZM163 231H164V230H163ZM165 231H166L165 233H167V228L165 229ZM176 231H175V232H176ZM60 232H62V231L60 230ZM65 232H66V231H65ZM84 232H87V234L90 235V236H91L90 238L92 239V240H90V238H89L88 235H87V236H86V241H87V238H89L88 241H89V240H90V241H89V243H86V244H84V243L82 242V241H84V240H82V241L80 240V239L82 238V236H80V235H81L80 233H82V234H86V233H84ZM128 232H129V231H128ZM134 232H136V231H134ZM148 232H149V231H148ZM161 232H162V231H161ZM138 233H140V232H138ZM138 233H137V234H138ZM142 233L144 234V232H142ZM146 233H147V232H146ZM151 233H152V232H151ZM151 233H150V234H151ZM163 233H164V232H163ZM168 233H169V231H168ZM168 233H167V234H168ZM178 233H180V232H178ZM65 234H66V233H65ZM129 234H130V233H129ZM147 234H148V233H147ZM150 234H149V235H150ZM156 234H158V233H156ZM159 234H160V233H159ZM59 235L62 236V237H61L62 240H65V238H66V240L69 239L70 242L73 241V240H71V238L76 237V236H78V238H79V236H80V237H81V238H79V240H80V241H79V242H80V245H78V244H77L78 246L74 245V244H76V242H78V240H77V241H75V243L73 242V244L70 243V242H67L69 245L67 246V245L65 244L64 247H62L63 245L61 244V240L58 239V238H59ZM106 235H108V236H106ZM144 235H146V234H144ZM144 235H142V236L140 235L141 237H140V236H137V237L143 238V237H145ZM153 235H154V233H153ZM164 235H166V234H164ZM84 236H85V235H84ZM84 236H83V237H84ZM93 236H94V237H93ZM105 236H106V237H105ZM119 236H120V235H119ZM119 236H118V237H119ZM127 236H129V235H127ZM147 236H148V235H147ZM147 236H146V237H147ZM151 236H152V235H151ZM154 236H156V235H154ZM154 236H153V237H154ZM174 236H176V235L174 234ZM56 237H57V238H56ZM92 237H93L95 240H94ZM104 237H105V238H104ZM111 237H112V236H111ZM118 237H117V238H118ZM120 237H121V236H120ZM148 237H149L150 240H151L152 237H150V236H148ZM165 237H166V236H165ZM170 237H173V235H170ZM78 238H77V239H78ZM117 238H116V239H117ZM133 238H134V235L131 236V239H132V240H133ZM140 238H138V239L141 240ZM166 238H167V237H166ZM82 239H83V238H82ZM84 239H85V237H84ZM135 239H136V238H135ZM147 239H148V238H147ZM132 240H131V241H132ZM153 240H154V239H152V241H153ZM163 240H164V239H163ZM165 240H166V239H165ZM169 240H170V239H169ZM99 241H100V242H99ZM117 241H118V239L116 240V243H117ZM119 241H120V239H119ZM131 241H129V242H130L131 245H132V242H131ZM142 241H144V240H142ZM156 241H157V240H156ZM81 242H82V243H81ZM98 242H99V243H98ZM114 242H115V239L113 240V243H114ZM120 242H122V241H120ZM120 242H119V243H120ZM160 242H162V240H161ZM164 242L166 243V241H164ZM164 242H163V243H164ZM167 242H168V241H167ZM62 243H63V242H62ZM65 243H66V242H65ZM104 243H105V242H104ZM104 243H103V244H104ZM113 243H111V245H112ZM123 243H125V242H123ZM133 243H135V242H133ZM142 243H143V242H142ZM144 243H146V242H144ZM152 243H153V242H152ZM154 243H155V241H154ZM165 243H164V244H165ZM63 244H64V243H63ZM117 244H118V243H117ZM117 244H115V245H117ZM126 244H128V243H126ZM159 244H160V243H159ZM61 245H62V246H61ZM115 245L113 244L114 247H115ZM122 245H123V244H122ZM128 245H129V244H128ZM133 245H134V244H133ZM104 246H102V247H104ZM106 246H107L109 249H108ZM123 246H124V247H122V250H123V248H126L125 245H123ZM136 246H137V244H136ZM136 246H135V247H136ZM142 246H143V245H142ZM144 246H145V245H144ZM146 246H147V245H146ZM146 246H145V247H146ZM148 246H149V242H148ZM155 246H156V244H155ZM155 246H154V247H155ZM159 246H160V245H159ZM161 246H162V243H161ZM161 246H160L159 248H161ZM128 247H129V246H128ZM130 247L134 249V246H130ZM150 247H151V246H150ZM152 247H153V245H152ZM152 247L150 248V250L152 249L150 252H152L153 249L157 250L156 248L158 247V245H157V247H155V248H154V247L152 248ZM181 247H183V246L181 245ZM120 248H121V247H120ZM136 248H137V247H136ZM139 248H140V246H139ZM142 248H143V247H142ZM142 248H140V251L143 250ZM146 248H147V247H146ZM159 248H158V249H159ZM179 248H180V247H179ZM107 249H108V250H107ZM141 249H142V250H141ZM148 249H149V248H148ZM148 249H147V250H148ZM175 249H177V248H175ZM185 249H186V248H185ZM185 249H183V250H185ZM122 250L120 249V251H122ZM124 250H126V249H124ZM124 250H123V252H124ZM136 250H137V249H136ZM159 250H160V249H159ZM161 250H164V249L162 248ZM186 250H187V249H186ZM110 251H109V252H110ZM112 251H113V250H112ZM112 251H111V252H112ZM130 251H131V250H129V252H130ZM134 251H135V249H134ZM140 251H139V252H140ZM144 251H145V250H144ZM144 251H143V252H144ZM180 251H182V250H180ZM111 252H110V253H111ZM127 252H128V251H127ZM129 252H128V253H129ZM132 252H133V251H132ZM135 252H136V251H135ZM148 252H149V251H147V253H148ZM150 252H149V253H150ZM153 252H154V251H153ZM156 252H157V251H156ZM156 252H154V254H155ZM125 253H126V251L124 252V254H125ZM137 253H138V252H137ZM158 253H159V252H158ZM104 254H105V255H104ZM135 254H136V253H135ZM126 255H127V254H126ZM138 255H139V253H138ZM134 256H136V255H134ZM72 257H73V256H72ZM127 257H128V256H127ZM130 257L133 258V259H135V260L137 259V258H134V257H132V256H130ZM125 258H126V257H125ZM125 258H124V259H125ZM128 258H129V257H128ZM183 258H184V257H183ZM89 259H90V258H89ZM116 259H117V258H116ZM140 259H141V258H140ZM143 259L146 260L145 258H143ZM153 259H154V257H153ZM153 259H152V260H153ZM110 260H111V259H110ZM110 260L108 259V262H109ZM125 260H126V259H125ZM128 260H129V259H128ZM135 260H134V261H135ZM53 261H54V260H53ZM140 261H141V260H140ZM140 261H139V264L141 263ZM146 261H147V260H146ZM154 261H156V259H155ZM161 261H162V260H161ZM51 262H52V261H51ZM114 262H116V261H114ZM117 262H118V261H117ZM131 262H133L132 259H131ZM131 262H130V263H131ZM142 262H143V261H142ZM144 262H145V261H144ZM144 262H143V264H146V263H144ZM162 262H163V261H162ZM111 263H112V262H111ZM111 263H110V264H111ZM124 263H126V262H124ZM147 263H148V262H147ZM50 264H51V263H50ZM53 264H54V263H53ZM107 264H108V263H107ZM113 264H114V263H113ZM118 264H119V263H118ZM127 264H128V262H127ZM135 264H137V263H135ZM141 264H142V263H141ZM162 264H163V263H162Z\"/></svg>","mask_w":264,"mask_h":264}]
</instances>
